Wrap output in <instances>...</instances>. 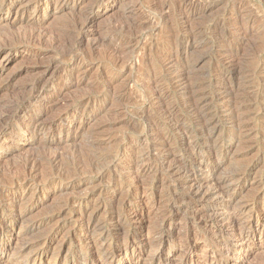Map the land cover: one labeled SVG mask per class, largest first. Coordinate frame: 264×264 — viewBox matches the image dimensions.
Returning <instances> with one entry per match:
<instances>
[{
	"label": "rangeland",
	"instance_id": "rangeland-1",
	"mask_svg": "<svg viewBox=\"0 0 264 264\" xmlns=\"http://www.w3.org/2000/svg\"><path fill=\"white\" fill-rule=\"evenodd\" d=\"M18 1L7 0L0 7V18L7 19L0 24V35L8 27L14 26L11 6ZM55 1L26 0L16 11L20 13L21 9H27L29 14L37 9L44 11L35 26L37 33L47 34L48 42L43 43L42 47H34V53L13 48L0 55V64L9 62L5 68L0 69V87L8 84L7 90L0 92V104H9L8 108L0 107L1 126L8 128L11 134H17L26 124L27 118L23 116V112L24 109L31 110L32 106L27 107L28 94L21 87L38 80V75L40 78L43 71L41 69L51 63L57 67V71L55 78H50L42 88L48 92L45 101L49 105L56 104L57 109L65 108L69 112L68 116L52 124L43 134L14 135L7 141L0 142V180L3 181H0V188L4 187L8 194L7 198H3L0 193V226H4V231L0 234V248L5 252L2 262L6 259L4 264H26V261L31 264L36 248L42 244V240L49 237L47 249L40 256L41 264H91L95 257L99 258L92 246V241L97 237L94 236L96 230H87L79 223L76 229L72 227L84 210L93 208L97 213L96 221L107 226L105 231L109 228L107 243H111V251L106 250L100 254L101 261L105 264H164L167 256L173 263L182 260L183 263L187 261L186 264H190L189 260L193 259V263L198 264L195 259L202 261L204 256L209 259L208 264H264L263 242L255 241L250 255L238 253L232 258V255L224 253L230 240L216 233L217 224L207 210V204L221 206L216 202L188 203V186L183 184V180L195 170L197 173L203 170L198 167H194V171L188 170L193 164L192 159L189 155L181 158L177 151L182 130H189V141L196 143L200 154H206L214 147V151L216 148L223 151L228 147L227 154L219 161L221 163L216 176H231L230 181H233L227 186L235 190L231 191L236 200L235 207L245 211V215L259 219L255 234L264 231V99L256 104L252 95L248 97L253 98L252 101L245 98V104L250 106L246 125L251 135L242 145L234 144L232 137L226 132L228 106L222 103L218 107L213 103L217 96L216 92L213 94L215 89L220 93L227 92V88L224 89L225 86L222 85L228 84L226 87H230L232 84H241L244 82L243 75L248 71L264 73V0H199L198 7L203 8L206 4L208 10L191 22V26H194L192 28L200 30L201 34L197 36V39H201L198 40L200 43L196 41V45L187 42L181 32L167 34L166 29H172L175 25L172 30L176 28V31L181 27L175 20L179 14L178 8L180 9L175 0H72L65 6L58 5L54 10ZM92 6L98 15L94 35L89 36L93 32L89 25L81 30L79 28ZM45 13H49V16L46 17ZM222 19H226L221 24L223 28L220 26L221 29H216L215 21ZM12 30L19 31L18 27ZM205 33L210 34L206 36ZM81 36L84 39L80 43ZM63 50L70 53L63 57ZM82 56L85 58L78 61L77 58ZM166 58L173 63L177 61L190 65L188 77L192 80L196 78L203 87L207 85L201 92L209 93L204 94V100L207 103L211 99L207 106L211 108V112H217L212 117L208 132L198 131L194 123L189 121L191 115L182 102L184 95L171 87L175 84L166 75ZM81 72L87 74L84 80H80ZM253 82V85H249L250 91L264 95V81ZM218 84L221 86H217ZM159 89L165 96L157 97L156 91ZM34 101L35 98L33 103ZM81 103L87 105L84 111L78 110ZM164 107L174 108L172 111L175 115L184 120L180 131L169 128L162 120L161 112L158 111L165 109ZM70 115L75 117L71 118ZM51 117L50 114L42 118L46 128L49 127ZM149 123L155 124L154 128L149 129ZM154 130L169 137L172 141L170 150L175 149L172 157L184 160V169L174 167L172 157L166 163L159 161L167 148L157 147L156 150L152 146L156 141L155 135H158ZM52 132L57 134L56 142L49 147L43 146L39 140ZM176 132L179 134H174ZM208 133L211 134L210 145L204 142ZM65 134L75 135V139L63 141ZM92 141L98 144L92 147ZM104 156L109 158L100 161L95 170L88 171L91 165L88 161V164L84 162L86 157L92 159ZM222 156L221 153L220 159ZM31 158L43 163L37 172L40 176L44 174L42 177L46 180L39 176L41 181H36L37 185L33 189L35 192L26 194L18 187L7 186L4 182L12 177L24 160ZM52 158H57L59 163L56 161L50 164ZM252 163H255L253 167L250 166ZM213 166L215 164L208 161L201 164V168ZM247 166L250 168L247 175L241 181H235L237 177L232 172L240 168L243 170ZM61 167L70 168L71 175L62 177L60 183L39 190L42 183L60 174ZM127 189L129 190L126 191ZM122 194L125 196H122L123 200L120 199ZM20 196L24 198L20 200ZM118 201L122 204L120 209ZM112 207L118 209L114 211ZM110 208L112 213L109 216L107 214ZM18 211L25 215L22 223H16L11 218ZM43 219L50 221L49 226L55 223L52 230L46 228V231L43 227L44 230L41 229L46 233H42L41 229L28 231L34 222ZM96 229L104 232L103 228ZM120 230L127 231V234L125 240H121L123 243L120 241L119 244L115 242V238ZM191 249L196 250L195 255L189 252ZM15 261L17 262L14 263Z\"/></svg>",
	"mask_w": 264,
	"mask_h": 264
},
{
	"label": "bare ground",
	"instance_id": "bare-ground-1",
	"mask_svg": "<svg viewBox=\"0 0 264 264\" xmlns=\"http://www.w3.org/2000/svg\"><path fill=\"white\" fill-rule=\"evenodd\" d=\"M7 0H0V7L3 5V3H5ZM70 1L72 0H56L54 5V10H56V7L58 5H66L67 3H69ZM118 1V0H116ZM152 1V0H151ZM26 2V0H19L18 2L14 3L12 6H11V12H12V17H14L13 19V24L14 26L12 27H8L1 35H0V55L7 52V51H10L11 49L13 48H17V49H24V51H27L28 53H34V47L36 46H40L42 47L41 45L43 43H46L48 42L49 39L46 38L47 34H43V33H40L36 31V23L39 22V18L42 16V14H44V11H42L41 9H37L33 14H29L28 10L27 9H21L20 10V13H17L16 11L21 8V6ZM148 2V0H147ZM174 2V0H173ZM173 2H171L173 4ZM176 2V5L178 7H180V9L178 8L179 10V14L177 15V18L176 17H173L176 22L178 24L181 25V27H179V30L177 29L176 31H174L176 28L173 29V26L171 25L172 29H166L165 27L164 30H168V35H172L175 33H182L183 36H185L187 39L186 41L187 42H190V44H195L196 45V41H198L199 39H197L198 35L200 34V30L198 31L197 29H193L192 27L194 26H191L192 25V20L195 19V17H198L200 15H202V13H204L205 10H208V6H203V8H199L197 4H199V0H175ZM152 3V2H151ZM168 3V1H167ZM153 4V3H152ZM170 5V4H169ZM201 5V4H200ZM203 5V4H202ZM153 6V5H152ZM157 6V5H156ZM61 7V6H60ZM158 7V6H157ZM160 7V6H159ZM170 7V6H169ZM172 7V5H171ZM176 7V6H175ZM162 8V6H161ZM65 10V9H64ZM154 10V9H153ZM158 10H161V9H158ZM63 11L60 10V12ZM238 11V10H237ZM236 11V12H237ZM240 11V10H239ZM50 12H51V9H50ZM154 12V11H153ZM162 12V11H160ZM176 12V13H177ZM239 13V12H238ZM237 14V13H236ZM53 15V14H52ZM97 10H95V8L92 6L91 7V10L88 11V13L84 16V20L82 21L81 25H80V28L79 30L83 29V27L85 25H89L90 28H92L93 32L89 35V36H93L94 34V31H95V23H96V19H97ZM229 15V14H228ZM235 15V14H234ZM45 16L48 17L49 16V13H45ZM176 16V15H175ZM226 16V15H225ZM232 17V16H231ZM223 18V17H222ZM5 18H0V24L2 22H4ZM226 19H222V20H218L215 21V27L216 29H218V27L220 28L221 24L223 25L225 23ZM174 22V21H173ZM8 24V23H7ZM176 24V23H175ZM165 25V24H164ZM167 25V23H166ZM169 26V25H168ZM14 27H18V30L19 31H13L12 29ZM139 27V26H138ZM142 27V26H141ZM176 27V26H175ZM213 27V26H212ZM222 27V26H221ZM140 28V27H139ZM223 28V27H222ZM211 29V28H210ZM221 29V28H220ZM238 29V28H237ZM212 31V29H211ZM214 31V30H213ZM216 31V30H215ZM241 31V30H240ZM210 32V31H208ZM202 33V32H201ZM207 34L206 36H208V34L210 33H205ZM204 34V35H205ZM238 34V33H237ZM201 35V34H200ZM214 35V34H213ZM228 35V34H227ZM55 36V35H54ZM212 36V35H211ZM220 36V35H219ZM232 36V35H230ZM239 36V35H238ZM203 37V36H201ZM213 37V36H212ZM211 37V39H212ZM223 37V36H221ZM227 37V36H226ZM243 37V36H242ZM169 38V37H167ZM209 38V37H208ZM214 38V37H213ZM218 39V37H216ZM224 38V37H223ZM230 38V37H229ZM80 43L82 42V40L84 39L83 36H81L80 38ZM119 39V38H118ZM210 39V40H211ZM216 39V40H217ZM220 39V38H219ZM222 39V38H221ZM52 39H50L51 41ZM121 40V39H119ZM203 40V39H202ZM209 40V41H210ZM216 40H213L216 42ZM52 41H55V40H52ZM117 41V40H116ZM185 41V42H186ZM219 41V40H217ZM199 42V41H198ZM204 42V41H203ZM122 43V42H121ZM200 43V42H199ZM198 43V45H199ZM213 43V42H212ZM116 45V43H114ZM186 45V44H185ZM117 46V45H116ZM187 46V45H186ZM116 49H118L116 47ZM120 49V48H119ZM69 50V48H68ZM68 50H63L64 52L62 53V56L64 57L67 53H68ZM115 50V49H114ZM71 51V50H70ZM62 52V51H61ZM70 53V52H69ZM68 53V54H69ZM229 54V53H228ZM232 54V53H231ZM230 55V54H229ZM228 55V56H229ZM231 56V55H230ZM232 57V56H231ZM85 56H82V57H79L77 58L78 61H81L82 59H84ZM260 60V59H258ZM165 61H167V68H166V75L168 76V78L170 79V82H174V86H171L174 90L176 89L177 92L179 91L182 95V97H184V100L182 101L183 102V106L186 107V109L188 110V114H190L191 116L189 117V121H191L192 123H194L193 125H195V128L198 129V131H202V132H205L211 128L210 125H211V121H212V117L215 116V113L217 112H211V108L209 106H207V103L211 100H209L207 103L206 101L204 100V97L205 95L204 94H209V93H202L201 91L203 90V88H205V85L204 87L201 86V83L199 81H196L197 79L195 78L194 80H192L191 78H189L188 75L191 68L190 65H186L184 64L183 62L182 63H178L177 61L175 63H173V61H170L168 58L165 59ZM255 61V60H254ZM253 61V62H254ZM9 63V62H6V63H3V64H0V69L2 68H5L6 64ZM256 63V61H255ZM233 64V63H232ZM252 64V63H251ZM133 65V64H132ZM255 65V64H254ZM253 66V64H252ZM165 67V65L163 66ZM251 67V66H250ZM41 68V67H40ZM253 68V67H252ZM190 69V70H189ZM43 70L42 71V74L39 78V75H38V80H34V82L29 86H23L21 87L22 91H25L27 92L28 96H26L27 98V107L30 108L32 106V109L29 110V111H26V109H24V112H23V116L27 118V121H26V124H24L23 127H21L19 129V131L17 132V134L15 133L16 131L14 130V133L15 134H11L8 130V128L4 127V126H1L0 125V142H4V141H7V139L9 137H13L14 135H17V136H21V135H24L25 133H28V134H35V133H41L43 134L44 131L46 129H50V126L54 123H56L57 121L63 119V117L65 116H68L69 115V112L67 110L64 109H57V105L56 104H47L46 103V99L48 98V92H45L42 90V88L44 86H46L45 84L48 82V80H50V78L54 77L55 76V73L57 71V67L55 65H53L52 63L51 64H47L45 66V69H41ZM253 70V69H251ZM37 71V70H36ZM39 72V71H38ZM41 72V71H40ZM244 72V71H243ZM60 73V72H59ZM165 73V72H164ZM240 73V72H239ZM38 74V73H37ZM238 74V73H237ZM246 74V75H245ZM245 76L243 75L244 77V82H242L241 84L240 83H237V84H232L230 87H226V85H222L225 88H227V92H222L220 93L218 89H215L214 93L216 92V101H214L213 103H216L215 105H217L219 107V105L221 106L222 103L226 104L228 106V109H227V114H226V123H227V127L225 128L226 129V132L228 133L229 136L232 137L233 139V143L236 144V145H242L244 144L245 142H247L249 136L251 135L250 132H249V128H247V125H246V121H247V114H248V111H249V107L248 105L245 104V98L247 97V99H249V95H252V98L253 101H255V103H259L260 101H262L264 99V95L261 94L260 92L259 93H256V92H252L250 91V87L249 85H251L252 83H254L253 81L255 80V83H257L256 81H261L263 82L264 81V73H255V72H245ZM86 73L85 72H81L80 73V80H84L85 77H86ZM240 75V74H239ZM59 76V75H58ZM164 76V75H163ZM166 76V78H167ZM60 77V76H59ZM55 78V77H54ZM165 78V77H164ZM9 81V80H8ZM32 81V80H31ZM31 81H29L31 83ZM166 81V79H165ZM169 81V80H168ZM227 82V81H226ZM74 84L77 83V82H73ZM251 83V84H250ZM2 84V83H1ZM10 85V83H9ZM27 85V84H26ZM253 85V84H252ZM213 86H216V85H213ZM217 86H221V84H218ZM229 86V85H228ZM8 88V84L6 83L5 85L1 86L0 87V92L1 91H4V90H7ZM210 88V87H208ZM158 89V88H157ZM212 89V88H211ZM228 89H230L228 91ZM110 90V89H109ZM175 90V91H176ZM209 90V89H208ZM214 89H212L213 91ZM218 90V91H216ZM225 91V90H224ZM59 92V91H58ZM57 92V94H59ZM110 92V91H109ZM211 92V90H210ZM167 93V92H166ZM175 93V92H174ZM263 93V92H262ZM24 94V92H23ZM212 94V93H211ZM210 94V95H211ZM156 95L157 97H159V95L161 96H165L162 92H161V89L157 90L156 91ZM215 96V95H214ZM154 97V96H153ZM213 97V96H212ZM35 98V103H33V99ZM251 98V96H250ZM182 99V98H181ZM252 99H249L252 101ZM24 100V99H23ZM162 100V99H161ZM163 101V100H162ZM212 101V100H211ZM85 102V101H84ZM163 103V102H162ZM247 103V102H246ZM254 103V102H253ZM1 105V104H0ZM3 105V106H2ZM0 107H6L8 108V105L9 104H6V103H3ZM11 105V104H10ZM80 108L78 109L79 111H84L86 108L85 106H87L86 104H83L81 103L80 104ZM214 105V107H215ZM254 105V104H253ZM57 106V107H56ZM162 107V106H161ZM89 108V107H88ZM165 109H162V110H159L158 112H161V118L162 120H164L168 127L171 128V129H174V130H179L181 129L182 127V124L184 123V120L182 118H179L178 116L175 115V113L172 111L173 109L172 108H167L164 107ZM217 108V107H216ZM158 109H161V108H158ZM6 110V109H5ZM16 110V109H15ZM14 110V111H15ZM218 110V109H217ZM7 111V110H6ZM17 112V111H16ZM7 113H9L7 111ZM11 114V112H10ZM21 114V113H20ZM52 115V117L50 118V122H49V127L46 128L47 126L43 123V120L42 118L47 116V115ZM1 115V114H0ZM71 118L75 117L73 115H70ZM158 117V116H157ZM2 118L0 117V120ZM160 119V118H158ZM157 120V119H156ZM249 120V119H248ZM2 121V120H1ZM158 121V120H157ZM161 121V120H159ZM215 122V121H214ZM156 123V122H155ZM164 124V123H163ZM157 125V124H156ZM161 125V124H160ZM155 124H150L148 125V128L152 129L154 128ZM159 126V125H158ZM215 126V125H214ZM167 127V126H165ZM210 127V128H209ZM213 127V126H212ZM164 129V128H163ZM166 129V128H165ZM183 129V128H182ZM185 129V128H184ZM213 129V128H212ZM211 129V130H212ZM162 130V129H161ZM160 130V131H161ZM155 131V130H154ZM157 131V130H156ZM155 131V132H156ZM165 131V130H164ZM180 131V130H179ZM178 131V132H179ZM189 130H182L179 134V139L181 141V143L179 144L178 146V143L176 144L178 146V153L180 154V157L183 156V158L185 157V155H189L190 158L192 159V163L188 170L192 171L193 169H195L194 167H198L200 168V170L202 169L203 171L201 173H197L195 172L194 170V173L191 174V176H187L185 177V179L183 180V184L187 185L188 186V203H196V202H207V203H213V202H216L218 203V205H220L221 207H214L213 205L211 204H207L208 206V211L210 212L208 215H210V217H212V219L216 222L217 224V232L219 234V236H225L227 237V239L229 238L230 240V244L227 245L225 247V249L222 250L224 251V253H227V254H230L232 255L231 257H236V256H233V255H237L238 253L241 254V255H250V253L252 252L253 250V244L255 241H259V242H263L264 243V231H261L259 234H255L254 233V230L257 229V227L259 226V219H255L253 218L252 216L250 215H245V211H242V210H238L239 208L235 207V198L233 197L232 195V192H234L235 190L234 189H229V186H227L229 184V182H232L230 181L231 180V176H224V177H218L216 176V171L218 170V167H220V163L219 161H222V159L224 158V156L227 154L228 152V147H226L225 149H223V151L221 149H217L216 150L218 151H214V148H212V150H209V152H206V154H200L198 153V150H197V145L195 142H192V141H189V137H190V132H188ZM153 132V131H152ZM174 132V131H172ZM69 133V132H68ZM166 133V132H165ZM213 133V131H212ZM156 134H158V132H156ZM174 134H177L174 133ZM177 134V135H178ZM257 134V133H256ZM56 132H52L51 134L49 135H45L43 138H41L39 141L42 143L43 146L45 147H49L51 144H54L56 141ZM175 137V136H174ZM215 137V136H214ZM155 142L154 144H152L153 147H156V150H157V147H161V148H167V151L166 153H164L160 160L161 163L165 162L166 160H168V158L172 157L174 152L173 150H170V145L172 146V141L169 139V137H165V136H162L160 134L158 135H155ZM252 138V137H251ZM75 139V135H72V134H65V139L63 141H66V140H74ZM177 139V137H176ZM204 139V138H203ZM175 140V139H174ZM177 141V140H176ZM211 141V134H207L206 137H205V140L204 142L208 143ZM174 142V141H173ZM178 142V141H177ZM203 142V143H204ZM11 143V142H10ZM202 143V142H201ZM214 143V142H213ZM98 143L96 141H92L91 142V145L92 147H94L95 145H97ZM175 144V143H174ZM198 144V143H197ZM210 145V144H209ZM213 145V144H212ZM221 145V144H220ZM211 147V146H210ZM237 147V146H236ZM247 147V145H246ZM159 148V149H161ZM175 148V147H174ZM244 148V147H243ZM153 149V148H152ZM248 149V147H247ZM155 150V149H154ZM200 152V151H199ZM222 153V158L220 159V154ZM178 154V155H179ZM175 155V154H174ZM177 155V154H176ZM116 156V155H115ZM121 156V155H120ZM119 157V156H118ZM109 157L108 156H104V157H99V158H92L90 159V157H86L85 161L86 164H90L91 167L88 169V171H91V170H95L94 168H96L100 161H104V160H107ZM159 158V157H158ZM182 158V157H181ZM181 158H174L172 157V160L174 161L173 164L175 165L174 167H176L177 169H181L183 168V161L181 160ZM171 159V158H170ZM187 159V158H186ZM189 159V158H188ZM230 160V159H229ZM49 161V160H48ZM57 161V158H52L50 159V164L54 163ZM88 161V163H87ZM171 161V160H170ZM211 162L213 164H215V166L213 167H204V168H201V164L204 163V162ZM255 161V160H254ZM263 161V160H262ZM169 163V161H167ZM57 163H59V161H57ZM80 163H83V161H81ZM166 163V162H165ZM262 163V162H261ZM46 164L50 165L49 163L46 162ZM255 163H252L250 166L253 167ZM61 165V164H60ZM63 165V164H62ZM161 165V164H160ZM43 166V163L40 161V160H37L35 158H31V159H26L23 161V164L21 165V167L15 171L13 174H12V177H8L9 180L6 182H4L7 186H14V187H18L24 194L26 193H29L30 191H33L34 189V186L35 184L37 185V180H39V173L37 171L40 170V168ZM165 166V165H164ZM163 167V166H162ZM167 167V165H166ZM240 167V166H239ZM237 167V168H239ZM164 168V167H163ZM168 168V167H167ZM166 168V169H167ZM171 168V166H170ZM262 168H264L262 166ZM70 168H63L61 167V172L60 174H55L56 177H51V179L44 183H42V186L41 188H39V190H43L44 188H47L49 186H52L54 184H56L57 182L60 181V179L62 177H68L69 175H71L70 171H69ZM164 168V170H166ZM172 169V168H171ZM174 169V168H173ZM184 169V168H183ZM236 169V168H235ZM234 169V170H235ZM243 170H237V172L233 171L232 173H235L236 174V177L237 179L235 181H241L248 173L249 171V166H247L246 168H242ZM169 170V169H168ZM187 170V171H188ZM199 170V169H198ZM167 171V170H166ZM173 171V170H171ZM170 172L173 173V172ZM186 171V172H187ZM261 171V170H260ZM180 172V171H179ZM219 172V170H218ZM185 173V171H184ZM174 174V173H173ZM183 174V172H182ZM187 174V173H186ZM189 174V173H188ZM219 174V173H218ZM44 174H42L43 176ZM184 175V174H183ZM182 175V177H183ZM230 175V174H229ZM40 176L41 178H44ZM45 176V175H44ZM49 176V175H48ZM51 176V175H50ZM100 176H102V178H104L103 174H100ZM185 176V175H184ZM221 176V174H220ZM223 176V175H222ZM181 178V177H180ZM63 179V178H62ZM66 178H64L65 180ZM101 179V178H100ZM235 179V178H234ZM2 180V179H1ZM0 180V181H1ZM5 180V179H4ZM44 180H46L44 178ZM260 180V179H258ZM41 181V180H39ZM43 181V179H42ZM3 182V181H1ZM60 183V182H59ZM3 184V183H1ZM40 184V183H39ZM234 184V183H233ZM261 184V183H260ZM4 185V184H3ZM41 185V184H40ZM258 185V184H257ZM39 186V185H38ZM186 186V187H187ZM129 187V186H127ZM126 187V188H127ZM125 188V189H126ZM10 189V188H9ZM17 189V188H16ZM130 189V187H129ZM129 189H127L126 191H128ZM260 189V188H259ZM12 190V189H10ZM35 190V189H34ZM19 191V190H18ZM125 191V190H124ZM232 191V192H231ZM35 192V191H33ZM231 192V193H230ZM263 192V191H262ZM0 193L2 194L3 198H7L8 197V194L6 192V190L3 188H0ZM125 193V192H124ZM123 193V194H124ZM129 193V192H127ZM22 194V193H20ZM31 194V193H30ZM33 194V193H32ZM121 195V198L122 196L125 197L124 195ZM120 195V194H119ZM28 196V195H27ZM31 196V195H30ZM19 197V196H18ZM21 197V196H20ZM29 197V196H28ZM28 197H25V198H28ZM24 198L21 197L20 200ZM111 198V197H110ZM3 200V199H2ZM9 199H7L8 201ZM24 200V199H23ZM90 200V199H89ZM238 200V199H237ZM6 201V200H5ZM25 203H26V200H24ZM85 201V200H84ZM121 201V200H120ZM183 201V200H182ZM181 201V202H182ZM18 202V201H17ZM113 202V201H112ZM117 202V201H116ZM119 202V201H118ZM126 202V201H125ZM180 202V203H181ZM185 202V201H184ZM4 203V202H3ZM12 203V202H11ZM19 203V202H18ZM103 203V202H102ZM114 203V202H113ZM122 203V201H121ZM179 203V204H180ZM183 203V202H182ZM186 203V202H185ZM22 204V203H21ZM21 204L19 206H21ZM80 204V203H79ZM89 204V203H88ZM120 204V202H119ZM1 205V204H0ZM23 205V204H22ZM86 205V204H85ZM190 205V204H188ZM25 206V205H24ZM96 206V205H94ZM103 206V205H102ZM122 206V204H120L119 206V209L120 207ZM237 208V209H234V207ZM26 207V206H25ZM24 207V208H25ZM98 207V205H97ZM100 207V206H99ZM196 207V206H195ZM3 208V207H2ZM14 208V207H13ZM19 208V207H18ZM109 208V207H108ZM113 208V207H112ZM19 209H22L21 207ZM27 209V208H26ZM96 209V208H95ZM118 209V208H117ZM116 209V210H117ZM200 209V208H199ZM16 210V208H15ZM14 210V211H15ZM25 210V209H23ZM22 210V211H23ZM98 210V209H97ZM112 210L116 211L115 208H113ZM194 210V209H193ZM107 211V210H106ZM167 211V210H166ZM174 211V210H173ZM176 211V210H175ZM195 211V210H194ZM19 212V211H18ZM102 212H103V208H102ZM120 212V211H119ZM28 213V212H27ZM64 213V212H63ZM80 213V212H79ZM96 213V210H94L93 208L91 209H88V210H84L82 215L80 216L79 220L72 222L74 223L73 224V229L76 227V225H79L81 224L82 226L84 225V227L87 229V230H96V234H94V236L96 235L97 237L94 239V241H92V246L95 250V253L99 255V258H100V254H102L104 251H111V243H107V238L108 236H110V233H109V228H107L108 230L105 231V227L107 226H103L102 224L100 225V223H98L95 219V214ZM109 214L107 215H111V208L108 212ZM134 213V212H133ZM168 213V212H167ZM175 213V212H174ZM204 213V212H203ZM247 214V213H246ZM14 215V214H13ZM29 215V214H28ZM65 215V213H64ZM67 215V213H66ZM169 215V214H167ZM194 215H196L194 213ZM15 216V215H14ZM24 214H22L21 212L17 213L15 217H11L13 220L15 219L16 223L17 222H21L22 223V219L24 218ZM63 216V214L61 215ZM98 216V215H97ZM119 216V215H118ZM117 216V218H118ZM162 216V215H161ZM165 217V214L163 215ZM200 216V215H199ZM205 216V215H204ZM79 217V216H78ZM115 217H116V214H115ZM193 217H196V216H193ZM64 218V217H63ZM77 218V217H76ZM116 218V219H117ZM48 219V218H47ZM55 219V218H54ZM59 219V218H58ZM78 219V218H77ZM120 219V218H119ZM118 219V220H119ZM139 219V218H138ZM163 219V218H162ZM100 220V219H99ZM106 220V219H105ZM111 220V219H110ZM123 220V219H122ZM25 221V219H24ZM23 221V222H24ZM38 221V220H37ZM52 221H55V220H52ZM51 221V222H52ZM56 221L58 222V220L56 219ZM117 221V220H116ZM166 221V220H165ZM100 222V221H99ZM102 222V220H101ZM110 222V221H109ZM127 222V221H126ZM19 223V224H21ZM31 223V222H30ZM49 223L50 221H38V222H34L32 224V226H30L29 230L28 231H33V230H36V229H43V227L46 228H49L52 230L53 226L55 223H53L51 226H49ZM79 223V224H78ZM13 224V223H12ZM108 224V222H107ZM106 224V225H107ZM115 224V223H114ZM57 225V224H56ZM55 225V226H56ZM64 225V224H63ZM66 225V224H65ZM118 225V224H117ZM116 225V226H117ZM122 225V224H121ZM126 225V224H125ZM130 225V224H129ZM132 225V224H131ZM49 226V227H48ZM61 226V225H60ZM81 227V226H80ZM134 227V226H133ZM4 228L3 224L0 226V234L3 233L2 229ZM58 228V227H57ZM56 228V229H57ZM66 228V227H65ZM64 228V230H66ZM68 228H71V227H68ZM71 228V229H72ZM96 228H103L104 229V232L102 230H97ZM116 228V227H115ZM121 228V227H120ZM7 229V228H6ZM5 229V230H6ZM41 229V230H42ZM62 229V228H61ZM76 229V228H75ZM117 229V228H116ZM123 229V228H122ZM44 230V229H43ZM42 230V231H43ZM125 230H127L125 228ZM132 230V229H131ZM47 231V229H46ZM50 231V230H49ZM48 231V232H49ZM54 231H56L54 229ZM67 231V230H66ZM72 231V230H71ZM70 231V232H71ZM115 231V230H114ZM128 231V230H127ZM127 231L123 232L120 230V232L117 233V237L115 238V242L116 243H119L121 240H125V235L127 234ZM35 232V231H33ZM32 232V233H33ZM41 232V231H40ZM93 232V233H95ZM106 232V233H105ZM130 232V231H129ZM37 233V232H36ZM42 233H46V232H42ZM90 234H92L90 232ZM89 234V235H90ZM113 234V233H112ZM42 235V234H41ZM46 235V234H45ZM216 235V234H215ZM48 236V235H47ZM93 236V238H94ZM220 236V237H221ZM43 237V236H42ZM41 237V238H42ZM92 237V236H91ZM218 237V236H217ZM40 238V237H38ZM37 238V240H38ZM49 238V237H48ZM48 238H45L44 240H42V244L36 248L35 250V258L31 261V264H41L40 263V259H41V255L44 253V249L46 248V246L49 244V239ZM129 238V237H128ZM219 238V237H218ZM192 239V238H191ZM2 240V239H1ZM40 240V239H39ZM91 240V239H90ZM114 240V239H113ZM162 240V239H161ZM222 240V238H221ZM194 241V240H193ZM109 242V240H108ZM122 242V241H121ZM126 242V241H125ZM219 242V241H218ZM123 243V242H122ZM221 243V242H220ZM120 244V243H119ZM193 244V243H192ZM196 244V243H195ZM227 244V243H226ZM88 245V244H87ZM117 245V244H116ZM9 246V245H8ZM38 246V245H36ZM127 246V245H125ZM158 247V246H157ZM189 247V246H188ZM8 249V248H7ZM32 249V251H33ZM47 249V248H46ZM189 249V248H188ZM31 250V249H29ZM221 250V252H222ZM7 251V250H6ZM125 251V250H124ZM158 251V249H157ZM186 251V250H184ZM198 251V250H197ZM24 252V251H23ZM30 252V251H29ZM190 253H192L193 255L196 254V250L195 249H191L189 251ZM4 250L2 251V249L0 248V264H2L3 262L5 263V260L2 262L3 260V255H4ZM32 253V252H31ZM29 253V254H31ZM34 253V252H33ZM94 253V252H92ZM91 253V254H92ZM198 253V252H197ZM97 255V256H98ZM226 255V254H225ZM95 256V255H94ZM158 256V255H157ZM207 256V255H206ZM96 258L91 262V264H105L104 262L101 261V258ZM182 258V257H181ZM180 258V259H181ZM203 260L200 261V260H196V262H198V264L202 263V264H208L207 262L209 261L208 258L204 257L203 256ZM215 258V257H214ZM228 258V256H227ZM226 258V259H227ZM242 258V257H241ZM26 259V258H25ZM31 259V258H30ZM231 259V258H230ZM131 259H129L130 261ZM163 260V259H162ZM214 260V259H213ZM212 260V262H213ZM243 260V258H242ZM211 261V260H210ZM218 261V260H216ZM17 261H15L14 263H16ZM24 262V261H23ZM137 262H138V259H137ZM136 262V263H137ZM176 262V261H175ZM194 260L191 259L189 260V263L190 264H196V263H193ZM3 263V264H4ZM8 263V262H7ZM187 261H183L182 260H177V263H173L172 260H170V257L167 256L165 259H164V264H186ZM24 264V263H23ZM26 264H27V261H26ZM163 264V263H162ZM210 264V262H209ZM235 264V263H234Z\"/></svg>",
	"mask_w": 264,
	"mask_h": 264
}]
</instances>
